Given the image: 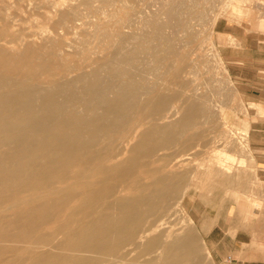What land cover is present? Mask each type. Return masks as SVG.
Here are the masks:
<instances>
[{
  "label": "bare ground",
  "instance_id": "6f19581e",
  "mask_svg": "<svg viewBox=\"0 0 264 264\" xmlns=\"http://www.w3.org/2000/svg\"><path fill=\"white\" fill-rule=\"evenodd\" d=\"M160 2L164 20L150 14L151 1L140 5V31L118 29L100 59L84 41L77 53L84 55L80 69L91 66L89 72L45 81L39 73L0 72V264H198L195 223L183 206V163H169L167 153L197 147L202 119L214 117L188 73L209 49L189 20L201 1ZM70 18L53 33L66 37L87 24L76 12ZM70 49L75 45L61 40L53 55L63 60ZM232 135L217 142L234 147ZM237 152L244 157L249 149ZM219 167L216 176L233 184L230 170Z\"/></svg>",
  "mask_w": 264,
  "mask_h": 264
},
{
  "label": "rangeland",
  "instance_id": "374dc122",
  "mask_svg": "<svg viewBox=\"0 0 264 264\" xmlns=\"http://www.w3.org/2000/svg\"><path fill=\"white\" fill-rule=\"evenodd\" d=\"M103 1L91 0L87 4V0H0V72L14 76L39 73L43 81L50 76L58 77L59 73L89 72L91 66L80 69L84 55L77 53L84 41L86 46L95 50V54L91 55L93 60L105 56L109 50L104 51L103 47L117 40L118 29L127 35L140 31L138 9L148 1L153 4L150 14H160L164 20L161 0H110V4ZM199 1L201 3H196L198 8L194 6L193 13H203L202 20L188 13L191 10L185 12L190 15V19L187 14L184 17L187 16L185 19L189 20L192 18L191 27L199 30L193 32L199 33V40L201 38L204 48L209 51L206 59L190 62L188 73L192 84L200 89L198 98L200 95L203 98L200 96L199 100L210 106L214 117L211 120L202 119L196 132H201L204 140L199 145L196 143L197 147L176 154L170 150L167 159L169 163H174L175 159H181L183 163L178 170L186 175L189 187L185 188L183 206L186 217L195 223L191 229L196 235L198 264H214L207 253L199 227L202 215L210 211L212 214L227 212L229 215L239 214L245 221H264V181L257 171L250 142L253 128L261 126L260 121L264 118V0H240V3L234 1L232 4L231 0ZM74 12L87 24L83 27L79 25L66 37L61 30L58 34L53 33V26L63 18L71 25L70 17ZM126 19H131L134 26L124 28ZM172 31L168 29V32ZM31 33L36 34L29 37ZM15 36L21 40L12 42ZM178 36L174 35L176 38ZM61 40L75 45V49H70L69 55H65L63 60L53 55L55 46ZM180 43L184 44L179 42L177 45L180 46ZM204 98L208 99V104ZM226 133H232L233 137L229 140L238 141L239 144L237 142L234 147H227L218 143L225 138ZM241 145L249 149L248 155L244 157L237 152ZM231 151L236 155L235 159L228 156L227 153ZM218 164L230 170L226 176L235 180L233 184L222 182L216 176L215 171H220ZM241 179L243 182H240ZM192 186L196 187L193 189ZM257 198H261L262 202ZM232 202L235 205H231ZM173 222V228L179 231L180 220Z\"/></svg>",
  "mask_w": 264,
  "mask_h": 264
},
{
  "label": "crops",
  "instance_id": "0c3cea01",
  "mask_svg": "<svg viewBox=\"0 0 264 264\" xmlns=\"http://www.w3.org/2000/svg\"><path fill=\"white\" fill-rule=\"evenodd\" d=\"M260 122L261 126L253 128L250 142L257 171L264 181V118ZM257 200L262 202L261 198ZM199 227L214 264H264L263 220L245 221L239 214L210 211L200 217Z\"/></svg>",
  "mask_w": 264,
  "mask_h": 264
}]
</instances>
